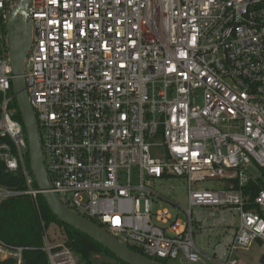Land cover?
Wrapping results in <instances>:
<instances>
[{
  "label": "built area",
  "instance_id": "obj_1",
  "mask_svg": "<svg viewBox=\"0 0 264 264\" xmlns=\"http://www.w3.org/2000/svg\"><path fill=\"white\" fill-rule=\"evenodd\" d=\"M13 13L31 24L23 76L60 201L156 261L243 264L235 252L264 243V189L245 193L264 168V0H0V161L25 180L0 183V206L29 196L39 210L13 91ZM173 177L186 206L152 184ZM163 201L185 220L154 210ZM203 209L232 215L217 221L229 241L209 261L196 234L218 225ZM27 249L0 238V264H23ZM42 249L50 264H82L47 229Z\"/></svg>",
  "mask_w": 264,
  "mask_h": 264
},
{
  "label": "trees",
  "instance_id": "obj_2",
  "mask_svg": "<svg viewBox=\"0 0 264 264\" xmlns=\"http://www.w3.org/2000/svg\"><path fill=\"white\" fill-rule=\"evenodd\" d=\"M17 118L23 122L20 111L17 112ZM26 160L28 168L32 171L29 150L26 153ZM0 183L14 188L25 187L22 174L20 172H7L1 161ZM34 186L39 188L36 180ZM262 189H264V168H262V177L257 182L249 183L245 187V193L253 201ZM38 205L39 210L29 196H22L8 199L0 206V238L8 243L28 248L24 254L23 264H50L48 255L42 247L44 245V230L52 224L64 228L65 244L74 252L82 264H100L97 261L98 256L108 258L110 261H103L108 264H128L85 233L60 221L48 206L42 193L38 195ZM130 247L141 252L136 246ZM112 261L114 262L112 263ZM163 263L169 264L167 261H163Z\"/></svg>",
  "mask_w": 264,
  "mask_h": 264
},
{
  "label": "water",
  "instance_id": "obj_3",
  "mask_svg": "<svg viewBox=\"0 0 264 264\" xmlns=\"http://www.w3.org/2000/svg\"><path fill=\"white\" fill-rule=\"evenodd\" d=\"M6 29L10 39V57L15 75L13 91L27 135L31 169L38 187L42 190V194L54 215L60 221L85 233L128 264H165L133 250L94 221L74 212L62 203L52 191L43 158L37 119L29 101L26 81L23 76L25 71L24 62L31 47V24L24 19L19 20L16 14L13 13L8 18Z\"/></svg>",
  "mask_w": 264,
  "mask_h": 264
},
{
  "label": "rangeland",
  "instance_id": "obj_4",
  "mask_svg": "<svg viewBox=\"0 0 264 264\" xmlns=\"http://www.w3.org/2000/svg\"><path fill=\"white\" fill-rule=\"evenodd\" d=\"M27 136V135H26ZM154 187L158 188L160 191H162L166 196L169 197V199H172L175 202H178L182 205H187V189L186 186L184 185V180L180 179L178 177H173L171 179H168L164 182V185L159 186L157 183H152ZM204 186H210V187H221L224 186V182L218 181V180H207L202 183ZM166 207L168 208L174 215L179 214V216L185 220V215L184 211L176 206L173 205L170 201H163L161 204H157L154 207V210H156L159 207ZM220 211V210H219ZM203 212L205 214L210 213L209 209H203ZM227 211H221L220 212H215L214 214L208 215V225L216 223L219 228L224 227V225L217 223L219 218L223 216ZM226 216L228 217V221L231 222V214L226 213ZM238 222V216L236 215L234 218V223ZM48 237L53 243H65L66 240V235L64 228L57 225V224H52L48 229H47ZM223 236L225 233L222 234ZM216 239L215 234L211 235H201L200 233L196 234V242L198 245L203 246L204 241L210 240L213 241ZM264 255V243L262 242H257L255 243L252 247L249 249H239L236 251V257L239 258V260L243 264H264L262 261V256ZM110 261L108 258H104L101 256L97 257L98 263L100 264H108L107 262L103 261ZM114 261H112L113 263ZM169 264H181L179 261H169Z\"/></svg>",
  "mask_w": 264,
  "mask_h": 264
},
{
  "label": "crops",
  "instance_id": "obj_5",
  "mask_svg": "<svg viewBox=\"0 0 264 264\" xmlns=\"http://www.w3.org/2000/svg\"><path fill=\"white\" fill-rule=\"evenodd\" d=\"M216 211H210V213L208 214H205L206 216L210 215V214H214ZM219 212V211H217ZM221 213V212H220ZM225 216V215H223ZM222 217V216H221ZM220 217V218H221ZM208 218V217H207ZM219 218V219H220ZM223 225V224H222ZM230 230L231 228L230 227H222V228H217L215 231L213 232H206L204 234H201V235H211V234H215L216 236V239L213 240V241H210V240H206L204 241V245L203 246H200L197 245L201 248V250L203 252H205L209 258H206V261H209L211 258H213L214 256H216L218 253H220V251L223 249V244L227 243L229 241V234H230ZM225 233V235L223 236L222 234ZM235 255H236V252H235ZM239 259V258H238ZM262 261L264 262V255L262 256Z\"/></svg>",
  "mask_w": 264,
  "mask_h": 264
}]
</instances>
